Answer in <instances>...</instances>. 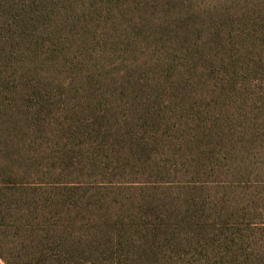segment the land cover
I'll return each mask as SVG.
<instances>
[{"label":"trees","instance_id":"obj_1","mask_svg":"<svg viewBox=\"0 0 264 264\" xmlns=\"http://www.w3.org/2000/svg\"><path fill=\"white\" fill-rule=\"evenodd\" d=\"M0 264H264V0H0Z\"/></svg>","mask_w":264,"mask_h":264}]
</instances>
